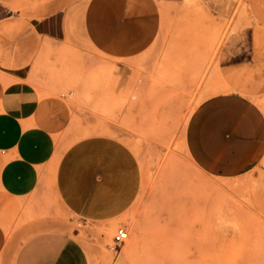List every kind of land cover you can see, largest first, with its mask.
I'll list each match as a JSON object with an SVG mask.
<instances>
[{
  "label": "rangeland",
  "instance_id": "374dc122",
  "mask_svg": "<svg viewBox=\"0 0 264 264\" xmlns=\"http://www.w3.org/2000/svg\"><path fill=\"white\" fill-rule=\"evenodd\" d=\"M61 53L37 52L33 82L69 103V127L0 150V264H15L23 243L44 231L79 239L90 264H264V160L218 178L185 146L192 114L211 96L237 92L264 109V0L176 2L155 43L134 57L86 43ZM97 132L125 141L143 170L137 201L108 228L73 215L55 190L63 153ZM119 227L129 236L117 245Z\"/></svg>",
  "mask_w": 264,
  "mask_h": 264
},
{
  "label": "crops",
  "instance_id": "0c3cea01",
  "mask_svg": "<svg viewBox=\"0 0 264 264\" xmlns=\"http://www.w3.org/2000/svg\"><path fill=\"white\" fill-rule=\"evenodd\" d=\"M180 1L0 0V150L11 152L32 134H60L72 121L69 103L33 82L38 51L53 57L86 43L113 58L140 55L157 40L166 7ZM186 147L203 172L239 177L264 160V109L237 92L211 96L190 118ZM142 186L137 154L114 135L77 140L55 173V190L69 212L107 228L133 206ZM15 264H90V256L76 237L44 231L23 243Z\"/></svg>",
  "mask_w": 264,
  "mask_h": 264
},
{
  "label": "built area",
  "instance_id": "2783aa9c",
  "mask_svg": "<svg viewBox=\"0 0 264 264\" xmlns=\"http://www.w3.org/2000/svg\"><path fill=\"white\" fill-rule=\"evenodd\" d=\"M129 232L126 227H119L114 235V242L120 245L128 238Z\"/></svg>",
  "mask_w": 264,
  "mask_h": 264
},
{
  "label": "bare ground",
  "instance_id": "6f19581e",
  "mask_svg": "<svg viewBox=\"0 0 264 264\" xmlns=\"http://www.w3.org/2000/svg\"><path fill=\"white\" fill-rule=\"evenodd\" d=\"M12 23V22H11ZM13 23H15L16 24V22H14L13 21ZM19 24H20V22H18ZM18 23H17V25H18ZM9 27V26H8ZM11 27H13L12 25L10 26V28L9 29H12ZM19 28H21L20 27V25H19ZM68 46V45H67ZM42 47H44V46H42ZM64 46H62V48H63ZM66 47V46H65ZM68 47H70V46H68ZM67 48V47H66ZM60 50V49H59ZM64 50V49H63ZM198 103V102H197ZM192 107V106H191ZM93 126V125H92ZM88 127V126H87ZM95 127H96V125H95ZM84 128H86V127H84ZM103 129V128H102ZM90 130V129H89ZM86 131V130H85ZM102 131V130H101ZM80 132V131H79ZM86 132H88V131H86ZM103 132V131H102ZM106 132H107V134L109 133V131L108 130H106ZM98 133V132H97ZM111 133H112V131H111ZM86 134V133H85ZM88 134V133H87ZM98 134H100V133H98ZM101 134H103V133H101ZM114 134H115V132H114ZM117 135H118V133H117ZM129 139V138H128ZM129 140H131V139H129ZM127 141V140H126ZM132 142H133V140H132ZM134 143H136V142H134ZM132 145V144H131ZM137 146V145H136ZM185 146H186V141H185ZM136 148V147H135ZM138 148V147H137ZM187 148V147H186ZM189 154V153H188ZM192 160V159H191ZM59 164V163H58ZM197 166V165H196ZM199 168V167H198ZM59 199V198H58ZM63 206H65V205H63ZM42 219V218H41ZM39 220V219H38ZM64 223V222H63ZM49 226V225H48ZM65 226V225H64ZM63 226V227H64ZM45 227V226H44ZM44 227H42L43 229H44ZM62 227V226H61ZM104 228V227H103ZM99 229V228H98ZM105 229V228H104ZM103 231V230H102ZM28 236V235H27ZM26 237V236H25ZM23 242H24V239H23Z\"/></svg>",
  "mask_w": 264,
  "mask_h": 264
}]
</instances>
